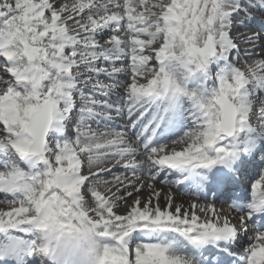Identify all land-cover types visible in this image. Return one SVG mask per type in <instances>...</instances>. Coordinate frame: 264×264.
<instances>
[{"label": "snow or ice", "instance_id": "6c2138e0", "mask_svg": "<svg viewBox=\"0 0 264 264\" xmlns=\"http://www.w3.org/2000/svg\"><path fill=\"white\" fill-rule=\"evenodd\" d=\"M0 264H264V0H0Z\"/></svg>", "mask_w": 264, "mask_h": 264}, {"label": "rangeland", "instance_id": "374dc122", "mask_svg": "<svg viewBox=\"0 0 264 264\" xmlns=\"http://www.w3.org/2000/svg\"><path fill=\"white\" fill-rule=\"evenodd\" d=\"M109 179H110V177H109ZM168 189V188H167ZM102 191H103V189H101ZM160 192H161V204H163L164 203V199H162L163 198V195H162V191L160 190ZM145 197H147L148 195H149V193L147 192V191H145L144 192V194H143ZM177 199V202L179 203V202H183L182 200H184V198L181 196V193L179 192V194H178V197L176 198ZM184 203V202H183ZM187 204V203H186ZM216 206L218 207V208H221V207H223L220 203H216ZM225 212H227V210H225Z\"/></svg>", "mask_w": 264, "mask_h": 264}, {"label": "bare ground", "instance_id": "6f19581e", "mask_svg": "<svg viewBox=\"0 0 264 264\" xmlns=\"http://www.w3.org/2000/svg\"><path fill=\"white\" fill-rule=\"evenodd\" d=\"M156 187H157L158 190H161V191H162V195H163V197H164V195L168 192V189H167L166 187L160 185V184H157ZM173 193H174V195H175L176 198H177V197H178V193H177L175 190H173ZM162 199H163V198H162ZM190 200H192V199H190V198H185V199L182 200V201L186 204V203H188ZM161 201H162V200H161Z\"/></svg>", "mask_w": 264, "mask_h": 264}]
</instances>
